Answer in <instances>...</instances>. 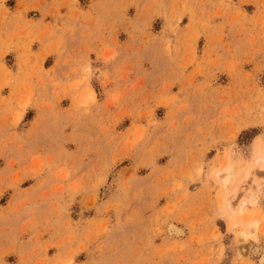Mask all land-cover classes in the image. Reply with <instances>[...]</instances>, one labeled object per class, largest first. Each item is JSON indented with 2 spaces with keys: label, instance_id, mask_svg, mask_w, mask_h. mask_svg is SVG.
I'll return each mask as SVG.
<instances>
[{
  "label": "rangeland",
  "instance_id": "rangeland-1",
  "mask_svg": "<svg viewBox=\"0 0 264 264\" xmlns=\"http://www.w3.org/2000/svg\"><path fill=\"white\" fill-rule=\"evenodd\" d=\"M262 151L264 0H0V264H264Z\"/></svg>",
  "mask_w": 264,
  "mask_h": 264
},
{
  "label": "bare ground",
  "instance_id": "bare-ground-1",
  "mask_svg": "<svg viewBox=\"0 0 264 264\" xmlns=\"http://www.w3.org/2000/svg\"><path fill=\"white\" fill-rule=\"evenodd\" d=\"M255 162H256V165H259L260 167L264 168V152L261 155L256 157ZM229 170H230V167L228 165H226L221 170H219L217 172V174H216V177L218 178V177H220L221 172L223 173V171H226L225 175L223 174L224 176L221 177L222 181H223V184H226L229 181V176H230ZM245 174L246 175H245L244 179L241 182L246 181L245 179H247L249 177V174H251V171L248 170ZM253 179H254V177H253ZM247 203H248V201L246 199H244V200H242V202L240 203L238 208H231L230 211H233V212H236V213H242L244 211V208H245ZM228 205L231 206V203L229 202ZM177 231H179V230H177ZM249 236H250V233H248V232H243L242 233V237L244 239H247Z\"/></svg>",
  "mask_w": 264,
  "mask_h": 264
}]
</instances>
